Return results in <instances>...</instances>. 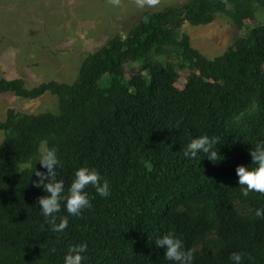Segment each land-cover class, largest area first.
Here are the masks:
<instances>
[{
	"label": "trees",
	"instance_id": "16d2710c",
	"mask_svg": "<svg viewBox=\"0 0 264 264\" xmlns=\"http://www.w3.org/2000/svg\"><path fill=\"white\" fill-rule=\"evenodd\" d=\"M259 14L264 0H189L146 12L126 36L88 54L72 84L0 78V93L59 101L56 112L9 109L0 121V264H63L79 243L88 245L84 264H170L155 245L169 231L195 248L193 264H231L233 252L244 264H264V219L255 215L264 195L243 197L236 174L239 165L255 167L250 150L264 140ZM220 18L247 35L210 59L183 27ZM180 69L190 71L183 87ZM205 134L220 139L219 163L183 156V146ZM47 148L57 150L65 192L80 167L111 186L108 198L89 186L92 208L78 217L62 202L63 233L51 231L36 203L47 193L32 183L36 168L46 171L36 158Z\"/></svg>",
	"mask_w": 264,
	"mask_h": 264
},
{
	"label": "rangeland",
	"instance_id": "374dc122",
	"mask_svg": "<svg viewBox=\"0 0 264 264\" xmlns=\"http://www.w3.org/2000/svg\"><path fill=\"white\" fill-rule=\"evenodd\" d=\"M187 1L156 0L148 4L147 0H0V78H22L28 87L49 81L72 84L88 54L117 34L126 36L145 19L146 12L183 6ZM261 23L264 14L258 15L254 26ZM183 32L210 59L225 53L235 37L247 35L221 18L206 26L186 23ZM180 73L178 85L183 87L190 71L180 69ZM107 83L105 79L102 86ZM58 106V98L50 93L35 100L0 93V121L7 118L9 109L40 114L56 112ZM4 139L0 131V145Z\"/></svg>",
	"mask_w": 264,
	"mask_h": 264
},
{
	"label": "clouds",
	"instance_id": "9594fccd",
	"mask_svg": "<svg viewBox=\"0 0 264 264\" xmlns=\"http://www.w3.org/2000/svg\"><path fill=\"white\" fill-rule=\"evenodd\" d=\"M155 2L156 0H147L148 4ZM218 144H220V139L216 136L210 137L205 134L193 138L186 146H183V156L195 160L200 153H203L210 161L219 163L225 157L216 150ZM252 145L251 165L255 167L239 165L236 168V174L239 177L238 184L243 197H248L253 192L264 195V140L256 141ZM36 159L40 167L46 171L36 168L34 173L38 179L33 180L32 183L37 188H43L47 193L40 196L36 203L54 233H63L69 223L68 216L59 215L62 202L63 208L69 215L78 217L85 210L92 208L89 193L86 191L89 186L94 187L96 194L102 198H108L111 195L109 181L104 179L97 170L88 167H80L75 171L74 179L65 192L64 181L57 179V169L62 165L55 148L40 151ZM255 215L264 219V208L256 209ZM58 219L59 223H57ZM155 245L157 248L164 249V258L170 264H193L195 248L185 249L182 239L174 231H169L157 238ZM87 251V243L71 245L64 256L63 264H84ZM229 259L231 264H244L243 253L233 252Z\"/></svg>",
	"mask_w": 264,
	"mask_h": 264
}]
</instances>
